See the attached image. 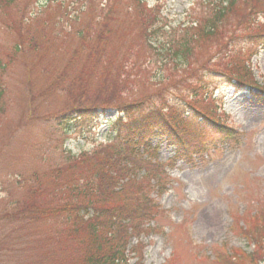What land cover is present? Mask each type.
I'll return each instance as SVG.
<instances>
[{"label":"rangeland","instance_id":"374dc122","mask_svg":"<svg viewBox=\"0 0 264 264\" xmlns=\"http://www.w3.org/2000/svg\"><path fill=\"white\" fill-rule=\"evenodd\" d=\"M214 1L0 0V82L8 108L0 124V264H82L79 241L89 232L86 220L96 215L79 211L84 224L74 232L81 221L72 216L66 222L55 211L71 204L68 192L88 178L85 161L101 159L123 114L108 108L68 128L61 116L91 104L125 107L141 101L140 108L150 109L154 101L166 108L153 92L174 100L171 82L181 68L171 62L165 68L161 52L173 39L195 34L188 25L206 18ZM231 12L219 44L228 43L236 26L240 38L232 42L243 49L235 60L250 62L240 72L264 90V0H238ZM243 22L260 38L243 39L248 33L237 29ZM202 41L192 58L212 59L217 38ZM214 81L217 111L238 141L224 139L230 132L204 131L194 165L167 166V192L152 193L160 212L150 223L155 231L138 239L126 229L116 233L123 264H221L219 258L231 256L225 248L235 255L257 251L239 231L253 232L252 218L264 212V95L234 92ZM161 140L153 144L157 162L165 166L173 149ZM135 163L138 168L117 184L126 189L115 200L119 204L142 199L145 160ZM263 253L242 264H256Z\"/></svg>","mask_w":264,"mask_h":264},{"label":"trees","instance_id":"16d2710c","mask_svg":"<svg viewBox=\"0 0 264 264\" xmlns=\"http://www.w3.org/2000/svg\"><path fill=\"white\" fill-rule=\"evenodd\" d=\"M237 1H214L206 18L201 21L193 20L188 25L195 34H186L178 41L173 39L168 42L167 49L161 52L167 57L163 61L165 68L170 62L181 68L179 76L171 82L175 89L173 94L171 93L175 96L174 100L167 96L155 98L159 93L153 92V99L158 102L164 100L165 107L168 105L166 108L158 109L154 101L152 103L155 107L150 109L140 108L144 103L141 101L125 107H118V103L91 104L90 108L81 110L75 108L61 116L68 128L72 123L105 112L109 110L108 108H114L123 114V117L115 122V142L105 152L103 151L101 159L88 158L87 161L83 159L86 168L84 174L88 178L74 185L77 190L68 192L71 204L67 203L61 211H58L59 209L55 211L63 213L66 222L70 221L72 216L76 218L75 220L81 221L74 223V232H77L78 224H84L82 221L84 217L78 213L79 211H84L87 215H96L86 220L88 222L86 230L89 232L79 241L78 248L83 250L82 264H123V252L115 242L119 241L117 231L122 232L128 226L131 230L129 235H138L145 231L143 222L157 217V208L149 197L150 180L153 181V185L157 184L155 186L157 189L161 188L160 192H164L165 189L159 185L165 180L166 174L162 166L153 161L157 150L152 145L154 138L164 140L166 146L175 149L176 158L191 164L195 155L204 146L199 137L200 133L212 129H218L219 133L229 131L223 114L217 113L218 99L214 95L218 86L214 79L222 80L234 91L245 89L252 91L257 88L262 92L261 88L253 85L252 79L249 81L250 76L247 78L240 72L241 68L249 69L248 61L235 60V53L243 49L232 42L234 38H240V33L235 31L236 26L230 31L232 34L227 38L228 43L219 44L225 28L229 27L231 10ZM249 12L250 14L254 12L253 5ZM237 29L248 33L243 39L260 38L252 35L251 32L255 29L252 24L238 23ZM214 37L217 38L219 45L218 52L215 51L212 59L192 58L197 55L198 46L204 45L205 41L200 43L201 40ZM4 91L5 85L0 82V124L8 115L7 105L3 101ZM99 152L93 157L98 156ZM137 159L145 160L144 176L139 179L143 183V187L140 188L143 192L142 199L136 198L131 203L119 204L116 201L126 195V189H117V184L125 174L138 168L135 163ZM261 217L264 218V215ZM125 221L128 222L127 225L124 224ZM258 239L264 243L263 236H259Z\"/></svg>","mask_w":264,"mask_h":264}]
</instances>
